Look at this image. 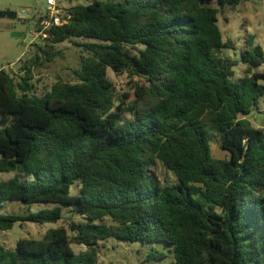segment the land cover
Segmentation results:
<instances>
[{
  "label": "trees",
  "instance_id": "1",
  "mask_svg": "<svg viewBox=\"0 0 264 264\" xmlns=\"http://www.w3.org/2000/svg\"><path fill=\"white\" fill-rule=\"evenodd\" d=\"M244 1L76 5L70 22L42 41L84 47L76 83L58 80L38 95V54L22 76L0 70V174L35 176L0 181V203L55 205L0 213V232L56 224L60 205L83 219L22 239L13 251L0 244V264H101L100 245L111 240L150 248L147 262L264 264V128L248 119L264 98V72L253 68L264 65V49L248 36L245 75L237 79V62L222 57L235 44L218 25L219 9ZM4 18L18 14L0 11ZM42 53L46 62L57 56ZM109 69L146 81L132 106L127 95L116 105ZM215 138L227 159L213 156ZM157 161L177 184L163 186Z\"/></svg>",
  "mask_w": 264,
  "mask_h": 264
},
{
  "label": "rangeland",
  "instance_id": "2",
  "mask_svg": "<svg viewBox=\"0 0 264 264\" xmlns=\"http://www.w3.org/2000/svg\"><path fill=\"white\" fill-rule=\"evenodd\" d=\"M94 0H63L62 6L69 9L76 5H89ZM219 8L217 4L212 5ZM46 0H0V11H14L18 14L17 19H0V70L5 69L11 75H24L21 68L24 62L34 58L36 54L42 60L40 65L34 69L32 84L38 95L46 93L58 80L68 83H76L75 71L82 65V57L86 56L84 47L75 45L72 42L59 44L51 49L50 44L42 42L36 37V26L38 18L45 13ZM218 25L223 33L225 41L231 40L235 44L234 49H223L222 57L237 62L235 71L237 79L245 75L246 65L242 62V51L248 48V36H255V43L264 49V0H248L237 7L225 6L219 9ZM78 44H85L88 41H77ZM56 54L53 62H46V56L42 53ZM255 71L264 72V65L253 66ZM108 77L113 83L116 93V105L127 95L126 108L132 106L136 100L137 86L146 84L145 80L132 78L128 73L117 74L111 69L108 70ZM264 83V81H263ZM148 101V100H147ZM125 117L131 118L129 111ZM248 119L253 127L264 128V98L260 102L259 110H255ZM212 153L217 159H227L229 155L221 149L218 138L212 140ZM153 172L159 178L163 186L177 184L176 177L159 161L156 162ZM18 176L23 181H32L35 176L25 173H3L0 174V181H7ZM80 185H75L71 193L77 195ZM51 204L26 205L19 202L0 203V213L3 214H28L43 209H52ZM63 210V219L56 224L39 223H17L8 232H0V244L8 250H16L18 242L22 239H41L50 229L65 227L69 229L72 221H82V217L73 212L71 206L60 205ZM76 252L85 247L73 245ZM150 248L139 245H129L117 241L103 243L99 248V262L101 264H171V260L163 262H147V255Z\"/></svg>",
  "mask_w": 264,
  "mask_h": 264
},
{
  "label": "built area",
  "instance_id": "3",
  "mask_svg": "<svg viewBox=\"0 0 264 264\" xmlns=\"http://www.w3.org/2000/svg\"><path fill=\"white\" fill-rule=\"evenodd\" d=\"M63 0H46V10L37 20L36 37L47 40L49 31L67 25L71 20L68 9L62 6ZM70 9V8H69Z\"/></svg>",
  "mask_w": 264,
  "mask_h": 264
}]
</instances>
